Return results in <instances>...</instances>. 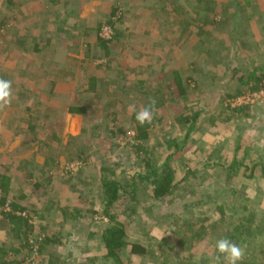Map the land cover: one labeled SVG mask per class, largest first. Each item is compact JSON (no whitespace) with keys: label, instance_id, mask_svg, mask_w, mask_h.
Segmentation results:
<instances>
[{"label":"rangeland","instance_id":"rangeland-1","mask_svg":"<svg viewBox=\"0 0 264 264\" xmlns=\"http://www.w3.org/2000/svg\"><path fill=\"white\" fill-rule=\"evenodd\" d=\"M108 20L121 36L102 48L96 37L114 31ZM174 72L188 87L182 97L169 92ZM0 78L14 92L0 112L4 192L26 207L31 225L10 230L0 210V264H47L48 254L58 264H108L94 179L102 159L121 161L115 211L126 225L125 264H209L221 237L245 249L241 264H264V102L242 98L264 82V0H0ZM150 99L160 121L145 148L158 161L164 140L184 136L173 117L200 112L175 157L199 170L164 200L129 187L148 157L132 148L133 107ZM78 105L86 112L69 111ZM114 126L111 139L98 134ZM78 147H87L89 163ZM212 151L219 165L202 167ZM233 159L242 163L230 168ZM178 163L180 179L187 166ZM47 236L53 242L40 252ZM131 243L145 253L130 252Z\"/></svg>","mask_w":264,"mask_h":264},{"label":"trees","instance_id":"trees-1","mask_svg":"<svg viewBox=\"0 0 264 264\" xmlns=\"http://www.w3.org/2000/svg\"><path fill=\"white\" fill-rule=\"evenodd\" d=\"M123 17L121 15L119 19ZM114 28L112 37L110 39H104L101 37H96L97 42L99 43L100 47L108 48L111 44L113 38L117 39L121 36V30L114 27L115 22L112 20H108L107 22ZM111 46V45H110ZM258 79H261V76L258 77ZM257 79V80H258ZM258 80V81H259ZM55 78L50 81L52 84V87L54 85ZM170 84V85H169ZM168 84L169 92L173 95H178V97H182L186 95L188 87L184 85L182 78L177 72H174V77ZM172 84V85H171ZM162 95H167L164 91L161 92ZM164 99V97H163ZM248 107H240L238 109H235L237 111H242L244 109H247ZM87 108L85 105H78V106H71L69 107V111L72 113H85ZM199 111H194L193 113H179L175 120L172 121L175 123L177 121L178 125L183 124L185 125V131L184 136L182 138H179L181 140L178 141L175 137L169 138L166 141L164 140L163 145H165L168 149L166 156L158 161L155 160V156H152V150L151 148L147 147L145 148V144L147 143L148 139L151 136V131L153 127L156 125L157 122L160 120L158 118L153 117L151 124H145L143 126H140L136 119H135V112L131 116V126L132 131L134 133L133 138L135 140V145H132V148L136 149L137 151L145 148V155H148V157H144L143 159V167L138 168L131 177V182L129 184V187L131 188V193H144L148 192L151 194V196L154 199L157 200H164L166 197L173 195L177 190L181 189L180 185H183L184 181L187 180L190 174H195L199 168L194 167L191 169V165L194 164L189 161V165L186 164L187 161H184L183 163L182 157L180 156L179 161L180 165L184 168L187 166L186 169L183 170V176L178 179L177 178V164L175 157L182 154L183 147L187 143L188 136L192 133V131L195 128L196 120L199 115ZM154 114V113H153ZM190 114V115H189ZM181 126V125H180ZM100 124L93 126V130L95 128H100ZM114 127H105L102 129L103 132H100L98 134H103V137L107 139H111L115 135ZM118 130V129H117ZM90 138L92 140H98L105 141L103 138H97L93 133H90ZM75 140V137H70V145L71 147H74L73 141ZM77 141V140H75ZM115 146V143H111L109 147L106 150V152H112L113 148ZM242 147V146H241ZM79 156H82L83 153L87 151V147L84 149L81 147L79 148ZM90 150V149H89ZM88 150V151H89ZM169 150V151H168ZM239 150V148H235V153ZM213 153L210 152V154H207L206 161L201 163L202 165L205 164V166L202 167H208L210 169H213L216 165H219L218 160H213L210 156ZM88 155V154H87ZM87 155L82 156V161L85 163H89L90 159L86 158ZM93 160V159H92ZM194 162V161H193ZM242 161H237L236 159H233L230 162L229 167L233 168L235 166H238L241 164ZM95 164V162L93 163ZM98 164L99 169V175L94 176V179H96L98 186L100 187L101 194L104 196L103 201V214L108 220V222L104 225V227L100 231V238L102 241V244L105 248V254L104 258L107 260L108 264H125V262L122 260L121 252L124 250V248L128 245V241L126 239V225L124 221H122L119 217V214L117 211H115V207L118 204L119 199L121 198L123 193H120V190L123 188L122 182H120L118 179V167H120L121 161L115 160H105L102 159ZM209 165V166H208ZM247 168V166H246ZM245 168V169H246ZM81 172V171H80ZM117 173V174H116ZM209 174V172H207ZM9 177H7L5 174L0 173V190L4 192V189L6 188L7 182ZM39 183H35L34 187H38ZM6 190V189H5ZM123 197V196H122ZM6 203L9 204V207L11 210L9 211H2V218H4L8 225L10 226V230L13 228L15 229V226H17L18 223H25V227L27 229L31 228L30 223L28 222L30 220V217L26 213L25 210L26 207L16 205L15 202L11 203L10 198L8 197L7 193H3L0 195V206H4ZM19 212V213H15ZM24 212V214H23ZM22 213V214H21ZM14 225V226H12ZM53 241L49 236L45 237V239L40 240L41 250L40 252L45 251L44 247L51 244ZM130 252L135 254H144L145 250L144 247H142L139 243H131L130 244ZM2 264H9L8 261H2ZM47 264H58L57 258L52 255L48 254V261Z\"/></svg>","mask_w":264,"mask_h":264},{"label":"clouds","instance_id":"clouds-1","mask_svg":"<svg viewBox=\"0 0 264 264\" xmlns=\"http://www.w3.org/2000/svg\"><path fill=\"white\" fill-rule=\"evenodd\" d=\"M14 97L11 80L0 78V112L6 111L12 104ZM155 99L140 110L135 111V119L140 126L151 124L155 109ZM165 233H161L160 239ZM216 255L209 258V264H241L245 257V249L227 237H221L215 243Z\"/></svg>","mask_w":264,"mask_h":264},{"label":"built area","instance_id":"built-area-1","mask_svg":"<svg viewBox=\"0 0 264 264\" xmlns=\"http://www.w3.org/2000/svg\"><path fill=\"white\" fill-rule=\"evenodd\" d=\"M261 90L258 92H252V93H248L249 95H245L243 96V101L245 102H253L254 98H257L258 100H260V102H264V82L263 84H261ZM0 210L2 211H9L11 210L9 207V204L6 203L4 206H0ZM22 214V213H21ZM24 214V212H23Z\"/></svg>","mask_w":264,"mask_h":264},{"label":"crops","instance_id":"crops-1","mask_svg":"<svg viewBox=\"0 0 264 264\" xmlns=\"http://www.w3.org/2000/svg\"><path fill=\"white\" fill-rule=\"evenodd\" d=\"M38 47H39V45H37V46H35V47H33V48H34V49H35V48L38 49ZM33 48H32V49H33Z\"/></svg>","mask_w":264,"mask_h":264}]
</instances>
